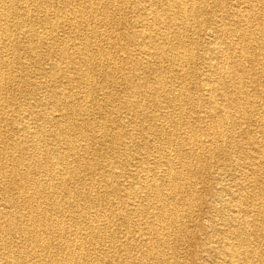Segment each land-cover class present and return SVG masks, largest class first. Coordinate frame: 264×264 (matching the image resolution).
<instances>
[{
	"label": "bare ground",
	"instance_id": "1",
	"mask_svg": "<svg viewBox=\"0 0 264 264\" xmlns=\"http://www.w3.org/2000/svg\"><path fill=\"white\" fill-rule=\"evenodd\" d=\"M198 257L264 264V0H0V264Z\"/></svg>",
	"mask_w": 264,
	"mask_h": 264
},
{
	"label": "rangeland",
	"instance_id": "2",
	"mask_svg": "<svg viewBox=\"0 0 264 264\" xmlns=\"http://www.w3.org/2000/svg\"><path fill=\"white\" fill-rule=\"evenodd\" d=\"M39 66H40V65H39ZM42 67H44V66H42ZM121 95H122V94H121ZM31 101H32V100H31ZM205 215H206V213L203 214L202 217H204ZM205 219H206V218H205ZM205 219H204V220H205ZM205 222H206V221H205ZM193 231H194V234H195L196 238L199 239L200 241H202V239L204 238V231H203L202 229H199V228L194 229ZM215 240H217V239H215ZM196 261H197L198 263H202V264L211 263V262H207V260H200L199 257L196 259ZM194 264H195V262H194ZM212 264H213V263H212Z\"/></svg>",
	"mask_w": 264,
	"mask_h": 264
}]
</instances>
